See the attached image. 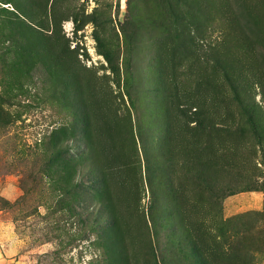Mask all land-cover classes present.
Here are the masks:
<instances>
[{"label":"rangeland","instance_id":"obj_1","mask_svg":"<svg viewBox=\"0 0 264 264\" xmlns=\"http://www.w3.org/2000/svg\"><path fill=\"white\" fill-rule=\"evenodd\" d=\"M228 1L244 16L224 0H0V264H264V134L223 68L264 131L245 67L264 57V0Z\"/></svg>","mask_w":264,"mask_h":264},{"label":"trees","instance_id":"obj_2","mask_svg":"<svg viewBox=\"0 0 264 264\" xmlns=\"http://www.w3.org/2000/svg\"><path fill=\"white\" fill-rule=\"evenodd\" d=\"M225 3H223L220 7H221V11L224 15H226L228 12H234V14H236V17L239 18L241 15L244 16V7L243 6H239V7H234L232 8L229 4L228 0H224ZM181 17L184 19H187L189 24L191 25V27H194L197 25V23L199 22V20L195 19V16L198 17L197 13H195V8L190 7V6H185V8H183V11H180V8H178ZM184 10H185V15H184ZM237 10V11H235ZM180 14H178L180 16ZM184 15V16H183ZM29 26V25H27ZM243 41L241 43V46H246V50L248 52H252L253 51V46L257 43H260V37L258 34H256L255 36V40L252 42V34L255 33H251L249 30H245L243 33ZM248 55V53H247ZM262 64V65H261ZM264 64V57L261 59L257 60V65L253 66L252 64H246V68L251 71L253 73V75H255V77L259 80L258 82L261 83V85L263 86V81H264V74L262 71V66ZM53 65V64H52ZM227 64L225 63L223 65V68L226 71V78H227V84L229 85L230 89L232 90V92L235 94V98L239 104V106L242 108V110L244 111L245 114H247L249 116V121L251 122L253 129L255 130L256 134H258V138H260V144H263V141L261 139V136L264 134L262 125L259 124V119L257 120L254 113L256 111V106L254 107L253 105L248 104L245 99L242 97V93L245 90V83H239L240 80H233L228 71H227ZM242 65L240 64V67ZM245 68V70H246ZM241 69V68H240ZM246 79V77H243V80ZM262 80V81H261ZM90 101V102H89ZM81 113L83 114L82 120L86 122L87 124V129H86V135L93 140V136L90 134L91 132V127L93 126V121H92V115L91 113L84 112L87 111L86 109H90L93 106V103L91 102L90 98H85L82 103H81ZM191 111L195 109V111H193L194 113L192 115L194 116H190L188 119V122L190 124L196 123L195 127H194V131H202L205 127V121L207 120V118L205 117V114L200 110L199 108L196 107L195 105H191L189 108ZM84 110V111H83ZM85 113V114H84ZM226 121V120H225ZM229 120L227 119V122ZM227 130H229L228 127H225ZM263 134H262V132ZM262 134V135H261ZM175 161V160H174ZM196 165H200L202 169L197 170L196 172H194L196 181L199 182L198 187L201 186L202 188L208 190L209 192L213 193L214 189L216 188V185L213 184V178L210 175H206L205 174V170H209L211 168H209V164L206 163H202L200 162L199 164L197 163ZM107 175L103 174V179H106ZM173 180V178H172ZM229 192L232 193V191L230 190ZM112 223H115L112 221ZM100 224V222H99ZM198 245L196 242L193 241L192 243V249L194 251L195 254H197L198 252ZM198 262L199 264H210V262L208 260H206L205 255L198 253Z\"/></svg>","mask_w":264,"mask_h":264}]
</instances>
